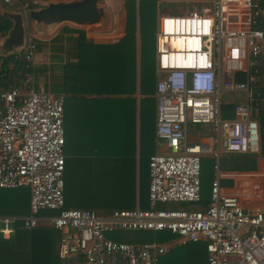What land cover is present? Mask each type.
Masks as SVG:
<instances>
[{"label": "built area", "instance_id": "1", "mask_svg": "<svg viewBox=\"0 0 264 264\" xmlns=\"http://www.w3.org/2000/svg\"><path fill=\"white\" fill-rule=\"evenodd\" d=\"M138 3L139 0H132ZM16 3L24 18L39 0ZM181 12V11H180ZM153 96L156 141L164 150L148 158V209L95 215L63 209L62 96L34 90L35 44L26 36L23 76L0 86V188H27L28 214L0 216V239L48 221L57 233L59 259L76 264H155L167 247L129 244L107 235L167 231L186 242H204L206 264H264V208L243 207L219 186L218 166L204 211L158 210L157 204L192 203L200 198V158L218 153H259V127L252 107L264 110V0H210L185 15L159 16L154 32ZM19 55V56H20ZM259 62V63H258ZM161 78H158L159 75ZM242 75V80H235ZM263 93L252 94V89ZM243 93L233 119L220 117L224 93ZM209 125L207 150L188 140L189 125ZM251 186L243 199L258 200ZM55 212L40 216L41 212Z\"/></svg>", "mask_w": 264, "mask_h": 264}, {"label": "crops", "instance_id": "2", "mask_svg": "<svg viewBox=\"0 0 264 264\" xmlns=\"http://www.w3.org/2000/svg\"><path fill=\"white\" fill-rule=\"evenodd\" d=\"M39 1L42 8L49 1L59 0ZM125 1L104 0L107 14L98 25L79 27L64 23L45 27L36 25L34 22H27L28 24L25 25L26 36L30 37L29 28L35 37L33 41L35 44V91L62 96L64 159L73 162L71 172L76 173V170L80 172L84 179L82 183L92 185L94 195L99 193L102 197H108L107 202L103 200L101 204L95 205V209L101 211L100 213L94 212L97 216L116 210L148 209V198L146 204L140 199L139 183L147 179L149 183L148 158L164 150L162 144L156 141L154 134L155 99L153 91L156 77L149 86L150 95H142L138 89L137 68L133 84L130 73L126 70L123 74L122 70L119 71V74H122L120 79H116V75H112V78L109 72L111 70H105L103 75H98L99 72H97L96 75L87 74L83 77L82 70L77 67L80 40L96 45H113L122 38L125 26L123 5ZM133 2L137 6L138 3ZM0 6L4 8L1 3ZM256 93L263 92L257 88L252 89L254 96ZM229 94L239 95L236 101L221 98V105L231 106L232 117L225 118L228 120L234 118V105L241 104L245 100L243 93ZM148 98L153 100L154 105L152 122L144 104ZM259 112H264V110H256L252 107L251 118L256 121ZM150 125L153 128L151 151H149L148 136ZM207 126L189 125L187 127L188 140L201 144L206 150L210 148L216 151L212 145L208 144L207 137L211 135V132L209 125ZM258 154L252 155L253 165L247 164L251 166L249 169L230 170L222 166V163L226 164L225 156L228 154L218 153V158L215 159L211 154L204 153L200 158V193L209 198L210 186L215 173L214 166L217 165L219 186L223 194L238 197L243 207L264 208V159L259 158ZM254 184L260 187L261 198L258 200L243 199L242 194L249 193ZM183 207L181 204L164 209L156 205L158 210L201 211L199 207L189 204L186 208ZM39 226L50 227L48 221H41ZM158 232L167 231L156 233ZM171 235L174 237L168 241L163 238L161 242H155L153 239V241L123 243H155L167 247V251L157 258L155 264H162L163 261L173 264H190L188 251L184 253L183 249L196 243L193 245L192 255L196 254L197 259L202 257V260L206 261L202 244L204 242L200 241L201 244L186 242L174 234ZM56 246L57 242H55ZM72 260V264H76V260ZM109 264H121V262L114 260Z\"/></svg>", "mask_w": 264, "mask_h": 264}, {"label": "trees", "instance_id": "3", "mask_svg": "<svg viewBox=\"0 0 264 264\" xmlns=\"http://www.w3.org/2000/svg\"><path fill=\"white\" fill-rule=\"evenodd\" d=\"M151 1V0H146ZM125 26L124 35L113 45H96L80 40L79 60L77 67L82 70V76H89L97 72L103 75L105 70H111L116 79L124 70L130 73L132 82H135L136 68L138 71V89L142 95H150L149 86L154 82V31H148L147 25L143 23L140 17V1L137 6L133 1L124 2ZM11 23L0 16V37L4 36L10 28ZM81 39V37H80ZM259 63V62H258ZM122 70V74L119 71ZM115 72V73H114ZM23 63L20 56L0 58V86L7 87L13 79H21L23 76ZM107 75V74H106ZM110 76V74H109ZM243 76H236L237 80H242ZM103 79V78H101ZM146 112L152 122L153 100L148 98L144 102ZM144 106V105H143ZM258 116H264V112H259ZM220 117L231 118L232 111L229 104L220 106ZM149 151L152 150L153 128L149 127ZM224 168L230 170L249 169L252 165V155L247 154H228L225 156ZM252 162V163H251ZM224 164V165H223ZM247 164H250L249 167ZM73 162L64 159L63 168V209L88 210L92 213H100L95 209V205L101 204L103 200L108 201L107 196L92 193V185H84L82 174L76 170L72 173L70 168ZM75 171V169H74ZM140 199L147 203V185L148 179L139 183ZM201 189V184H200ZM209 198L200 193L199 201L192 203H182L183 208L186 205L199 207L201 211L206 209ZM29 192L26 188L0 189V216L24 217L28 214ZM109 210H106V212ZM111 211V210H110ZM104 212V211H103ZM110 213V212H109ZM55 212H41L40 215H54ZM113 240L120 239L123 234H110ZM163 236L155 238V236ZM155 240L161 242L163 238L168 241L174 236L169 232H158L153 234ZM115 237V238H113ZM57 233L50 227H37L36 229L26 231L17 223L14 234L8 240L0 239V264H72L73 260H61L56 254L55 242ZM117 239V240H118ZM200 243V242H198ZM193 244L183 249L188 251L190 264H206V261L197 259V255H192ZM201 244V243H200ZM204 246V243H202ZM185 248V247H184ZM204 248V247H203ZM188 249V250H187ZM205 251V248H204ZM206 257V253H205ZM206 260V258H205ZM160 264V263H159ZM162 264H173L163 261Z\"/></svg>", "mask_w": 264, "mask_h": 264}, {"label": "water", "instance_id": "4", "mask_svg": "<svg viewBox=\"0 0 264 264\" xmlns=\"http://www.w3.org/2000/svg\"><path fill=\"white\" fill-rule=\"evenodd\" d=\"M104 0L49 1L42 8L28 12L26 18L20 12L7 11L0 6V16L11 23L0 37V58L19 56L26 42L25 23L41 26L73 24L75 26L98 25L107 10Z\"/></svg>", "mask_w": 264, "mask_h": 264}, {"label": "rangeland", "instance_id": "5", "mask_svg": "<svg viewBox=\"0 0 264 264\" xmlns=\"http://www.w3.org/2000/svg\"><path fill=\"white\" fill-rule=\"evenodd\" d=\"M59 1H64V2H70L72 0H59ZM111 1H118L120 2L121 0H111ZM140 1V17L143 23L147 25L148 31L153 33L155 30V21L157 20V17L159 16H165V15H185L189 11L192 10H198L200 7H206L209 5L210 0H196V1H190V0H151V1H146V0H139ZM138 1V2H139ZM4 8L8 11H17L19 9V6L16 3H12L9 5H3ZM181 11V12H180ZM28 20L26 21L25 25L28 24ZM28 32H30V39L32 41L35 40V37L32 32L28 28ZM155 32V31H154ZM155 62V61H154ZM162 75L160 74L158 78H161ZM35 90V89H34ZM228 93H224L222 96V100L224 98L236 101L237 100V95L239 94H234L231 95ZM257 124L259 126V154L258 157L261 159H264V116H257L256 117ZM203 126L208 127L206 124ZM26 189V188H25ZM182 203H162V204H157L159 208H171L175 206H180ZM40 216H48V215H40ZM125 233V234H124ZM119 234H123L120 239L117 241L120 242H145V241H154L159 242L155 240V238H159V235L155 236L153 238V231H141V232H119ZM108 238H111V235H108ZM112 239V238H111ZM179 251V250H175Z\"/></svg>", "mask_w": 264, "mask_h": 264}]
</instances>
